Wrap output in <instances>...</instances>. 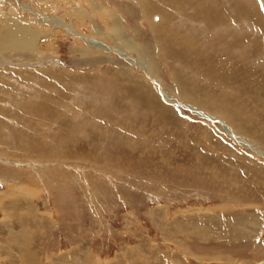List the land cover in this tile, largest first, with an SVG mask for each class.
I'll return each mask as SVG.
<instances>
[{"label":"rangeland","instance_id":"374dc122","mask_svg":"<svg viewBox=\"0 0 264 264\" xmlns=\"http://www.w3.org/2000/svg\"><path fill=\"white\" fill-rule=\"evenodd\" d=\"M0 264H264V0H0Z\"/></svg>","mask_w":264,"mask_h":264},{"label":"bare ground","instance_id":"6f19581e","mask_svg":"<svg viewBox=\"0 0 264 264\" xmlns=\"http://www.w3.org/2000/svg\"><path fill=\"white\" fill-rule=\"evenodd\" d=\"M68 32H72L68 27H66ZM15 33L16 34H19L20 35L17 37V39L15 40V42L13 40H9V39H3V46H10V45H15L16 47H19V48H32L38 38V36H40L38 34V32H36L35 30H31V29H28L24 32V33H21L20 32V28H15ZM76 34V33H75ZM90 43H92L90 41ZM100 47H103L104 44L100 43L98 44ZM98 47V46H97ZM130 48V47H129ZM109 49V48H107ZM122 49V48H121ZM122 56H124V53L125 52H122V50L119 52ZM128 55V54H127ZM126 57V55L124 56ZM128 57V56H127ZM128 59V62H131L132 64L134 65H139V62L138 61H133V60H130L129 58ZM142 65V64H141ZM134 88V87H133ZM168 97V96H166ZM174 100H172L173 102ZM175 103V102H174ZM179 103V102H178ZM204 115V114H203ZM17 234V233H16ZM19 247V246H18ZM36 260V259H35Z\"/></svg>","mask_w":264,"mask_h":264}]
</instances>
